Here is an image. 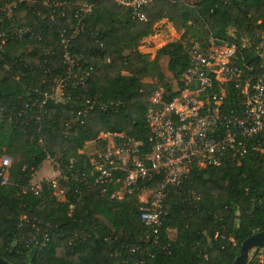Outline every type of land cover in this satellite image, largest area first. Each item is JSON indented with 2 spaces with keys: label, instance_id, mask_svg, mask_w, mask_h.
Here are the masks:
<instances>
[{
  "label": "trees",
  "instance_id": "obj_1",
  "mask_svg": "<svg viewBox=\"0 0 264 264\" xmlns=\"http://www.w3.org/2000/svg\"><path fill=\"white\" fill-rule=\"evenodd\" d=\"M42 1L24 0L12 21L0 22V31L10 23V32L31 28L22 38H10L0 54V156L4 150L20 156L9 168V183L0 185V256L11 264H231L240 243L264 229V136L262 151L240 163L193 167L180 185L170 187L157 242L140 222L134 198L113 202L95 188L76 201L69 187L59 201L51 187L39 196L21 188L47 157L60 164L70 156L84 160L78 154L84 143H100L106 131L123 132L148 146L145 112L155 88L141 77L152 71L164 80L159 59L167 56V70L180 87L189 64L178 41L157 49L151 61L137 51V40L163 18L175 25L200 23L202 37L211 33L235 45L238 61H249L259 76L255 50L259 46L264 57V0H152L144 8V22L108 0H65L63 7ZM82 2L92 11L70 42L80 83L64 87L66 100L49 98L52 77L65 71L58 34L77 24L74 12ZM118 12L121 20L114 17ZM173 94L166 87L162 99ZM197 187L203 196L195 201L191 193ZM23 215L30 222L18 226ZM170 227L177 229L174 241L166 236ZM35 231L47 235L41 248L17 241Z\"/></svg>",
  "mask_w": 264,
  "mask_h": 264
},
{
  "label": "built area",
  "instance_id": "obj_2",
  "mask_svg": "<svg viewBox=\"0 0 264 264\" xmlns=\"http://www.w3.org/2000/svg\"><path fill=\"white\" fill-rule=\"evenodd\" d=\"M22 1L0 0V22L12 21L13 11ZM108 1L126 8L133 19L144 22V8L152 0ZM65 3V0L42 1L47 7H63ZM182 4L197 11L194 4L186 1ZM91 11L90 4L77 3L74 12L77 24L62 28L58 34L65 71L62 76H53L51 84L57 83L55 89L61 100L69 97L63 94L68 83H80L75 78L76 62L70 55V42L79 29V22ZM9 26L0 31V54L10 38L19 39L31 32L30 27L10 32ZM259 49L258 46L255 52L262 73L257 76L253 64L244 59L238 61L235 45L211 33L192 39L185 47L189 64L179 78L181 86L173 89L175 94L168 100H163L162 93L158 92L149 98L145 112L149 129L147 147L143 140L123 132L106 131L100 143L94 140L91 151H78L85 156L84 160L70 156L63 164L56 161V173L52 178L29 182L21 192L39 196L44 188L51 187L57 199L64 201L70 187L78 201L97 188L102 196L113 202L134 198L140 222L156 234L154 242H157L162 219L167 213L164 203L169 188L180 185L193 167L218 166L225 160L240 163L247 155L262 151L264 57ZM43 54H49V50L43 48ZM55 89L50 87L46 96L56 99L52 95ZM11 164L10 155L0 156V185L9 183ZM21 218L18 226L30 222L25 215ZM17 241L41 248L47 235L29 232L19 236ZM203 257H207V252ZM246 264H264V243L249 251Z\"/></svg>",
  "mask_w": 264,
  "mask_h": 264
},
{
  "label": "rangeland",
  "instance_id": "obj_3",
  "mask_svg": "<svg viewBox=\"0 0 264 264\" xmlns=\"http://www.w3.org/2000/svg\"><path fill=\"white\" fill-rule=\"evenodd\" d=\"M114 17L117 20H121L123 18V15L118 12L114 15ZM203 32L204 29L201 24L197 22L195 23L194 20H188L185 24L182 25H175L171 21L163 18L153 25L152 29L146 36H143L137 40L136 49L143 55L146 60L151 61L154 58L157 49H159L160 47L176 41L181 42L184 47H187L192 39H199L204 36ZM262 44L264 45V42H262ZM123 51L127 53L128 50L124 48ZM167 61V56H162L159 59V66L162 73L164 74V80H159L152 71H149L141 77L142 82L150 84L155 88L151 96H153L155 92L162 93L166 87H169L171 89L176 88L175 78L172 77L171 73L167 70ZM57 82L59 83L60 80H57ZM55 85L51 84V89L54 90L56 87ZM52 95L56 97V99H59L60 94L57 89H55ZM93 146L94 141L85 142L82 150L84 152L91 151ZM3 154L10 155L12 157L13 164L20 158L19 154L15 155L7 152L6 150L3 151L2 155ZM56 161L57 160L54 157H47L39 166V168L31 173L30 182L38 183L45 179L52 178L56 173ZM202 192V188L197 187V190L191 193L192 198L195 201L200 200L203 196ZM166 236L168 237V240L174 241L177 237L176 227L167 228Z\"/></svg>",
  "mask_w": 264,
  "mask_h": 264
},
{
  "label": "water",
  "instance_id": "obj_4",
  "mask_svg": "<svg viewBox=\"0 0 264 264\" xmlns=\"http://www.w3.org/2000/svg\"><path fill=\"white\" fill-rule=\"evenodd\" d=\"M264 243V229L258 230L246 237L239 246L238 254L231 264H246L249 251ZM0 264H11L9 261L0 256Z\"/></svg>",
  "mask_w": 264,
  "mask_h": 264
},
{
  "label": "crops",
  "instance_id": "obj_5",
  "mask_svg": "<svg viewBox=\"0 0 264 264\" xmlns=\"http://www.w3.org/2000/svg\"><path fill=\"white\" fill-rule=\"evenodd\" d=\"M89 142V141H88ZM168 238V237H167Z\"/></svg>",
  "mask_w": 264,
  "mask_h": 264
}]
</instances>
